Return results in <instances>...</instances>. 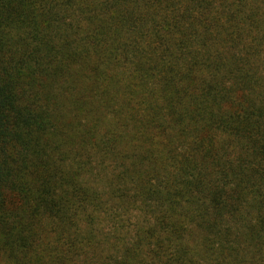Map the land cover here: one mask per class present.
I'll use <instances>...</instances> for the list:
<instances>
[{
  "label": "trees",
  "instance_id": "trees-1",
  "mask_svg": "<svg viewBox=\"0 0 264 264\" xmlns=\"http://www.w3.org/2000/svg\"><path fill=\"white\" fill-rule=\"evenodd\" d=\"M0 264H264V0H0Z\"/></svg>",
  "mask_w": 264,
  "mask_h": 264
}]
</instances>
